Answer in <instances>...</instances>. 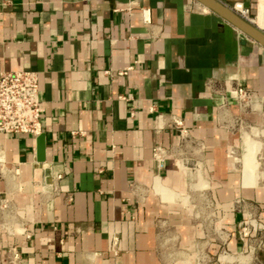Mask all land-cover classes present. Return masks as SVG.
I'll use <instances>...</instances> for the list:
<instances>
[{
	"label": "crops",
	"instance_id": "crops-1",
	"mask_svg": "<svg viewBox=\"0 0 264 264\" xmlns=\"http://www.w3.org/2000/svg\"><path fill=\"white\" fill-rule=\"evenodd\" d=\"M219 1L241 3L264 30V0ZM204 7L0 0V73H37L44 135L38 161L37 136L0 134L2 264L10 246L21 264H264V177L245 181L236 131L264 123V47ZM235 86L249 90L251 111ZM157 145L169 149L160 168ZM178 158L209 184L186 178L189 205L171 202L183 185ZM192 201L215 211L195 219ZM14 221L31 237L10 233Z\"/></svg>",
	"mask_w": 264,
	"mask_h": 264
},
{
	"label": "built area",
	"instance_id": "built-area-1",
	"mask_svg": "<svg viewBox=\"0 0 264 264\" xmlns=\"http://www.w3.org/2000/svg\"><path fill=\"white\" fill-rule=\"evenodd\" d=\"M234 10L241 16L248 18L249 10L241 3L235 5ZM141 14L145 23L150 22L149 9L142 8ZM131 67L120 71L124 74ZM237 104L250 103V92L243 86H235L233 89ZM40 96L38 75L33 70H18L0 73V134H27L38 136L42 132L40 119ZM172 123L178 130L181 140L188 138V131L181 118L172 116ZM1 153V150H0ZM169 156V149L157 145L152 149V157L158 168L162 167ZM52 188V183L48 185ZM9 199L0 196V210L9 208ZM18 230L13 222L9 228L12 234H23L25 238L31 237V231L21 221ZM19 226V225H18ZM20 229V230H19ZM118 237H112L111 250L116 253ZM22 257L16 246H10L5 252L6 264H21ZM2 264V262H0Z\"/></svg>",
	"mask_w": 264,
	"mask_h": 264
},
{
	"label": "bare ground",
	"instance_id": "bare-ground-1",
	"mask_svg": "<svg viewBox=\"0 0 264 264\" xmlns=\"http://www.w3.org/2000/svg\"><path fill=\"white\" fill-rule=\"evenodd\" d=\"M204 8H206V7H204ZM253 108H256V106L254 105ZM250 129H251L250 134L248 132H244L242 135L241 148H242L243 152L245 153V155H247V159L244 161V179L247 183L252 184V183L257 182L258 178L260 177L259 176L260 173H258V171H257L258 170L257 156L261 152V149L263 148V143H261L260 141H258L256 139H253L252 135L253 136L264 135V129H259V128L257 129L255 127H252ZM243 131H244V129H243ZM174 164L180 172L183 185H182V189L179 191H175L173 189H170L172 191L171 192L172 193V201L171 202H173V203L178 202L180 205H185V204H183V202L185 200L184 192H187V185H189V184H187V180H186L187 177H191V178L195 179L194 184H192V186H194V188L205 189L209 186V184L203 178V172L200 168L201 166L198 167L196 170L193 169L194 171H191L187 166H185V164L183 163V161L180 158L176 159L174 161ZM47 191L49 192V190H47Z\"/></svg>",
	"mask_w": 264,
	"mask_h": 264
},
{
	"label": "water",
	"instance_id": "water-1",
	"mask_svg": "<svg viewBox=\"0 0 264 264\" xmlns=\"http://www.w3.org/2000/svg\"><path fill=\"white\" fill-rule=\"evenodd\" d=\"M209 10L219 14L228 22L237 27L241 32L258 42L264 47V30L256 26L247 18L239 15L234 9L226 6L219 0H197ZM37 159L43 160L44 157V135L37 136Z\"/></svg>",
	"mask_w": 264,
	"mask_h": 264
},
{
	"label": "rangeland",
	"instance_id": "rangeland-1",
	"mask_svg": "<svg viewBox=\"0 0 264 264\" xmlns=\"http://www.w3.org/2000/svg\"><path fill=\"white\" fill-rule=\"evenodd\" d=\"M238 106H240V108L242 109L241 112H243V113L244 112L247 113V112L251 111V107L248 106L247 103L238 104ZM243 121L244 122L239 121V124L237 126L238 128H236V129H238L236 131H239V135L241 136V141H242V135L244 132H248L250 134V130H251L250 128L255 127L257 129L258 128L264 129V123L257 122V121L254 122L252 120L249 121L247 119H245ZM243 129H244V131H243ZM252 137H253V139H256V140L260 141L261 143H263V148L261 149V152L257 156V163H258V170L257 171H258V173H260V175H259L260 177L258 178L257 181H260L264 177V173H263L264 172V135H258V136L252 135ZM236 152H237V154L241 155V149H238V151L236 150ZM244 155H245V153H244ZM246 157H247V155H246ZM184 195H185V197H184L185 200H184L183 204L189 205V200H191V198H193V197L191 196L190 192H188V193L184 192ZM190 204H191V211H192V214L194 215V218L197 216V218L199 219V217L202 216V214L206 215V213H208L209 216H212V213L215 211V209H213V207H211V206L205 207V206L198 205L197 201L196 202L192 201V203H190ZM214 215H216V213H214ZM14 223H15V225H14L15 228L18 230V227H20V223L18 224L15 221H14ZM9 228H10V226H9Z\"/></svg>",
	"mask_w": 264,
	"mask_h": 264
}]
</instances>
